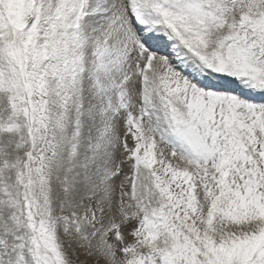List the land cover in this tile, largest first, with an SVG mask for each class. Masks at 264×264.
<instances>
[{"label":"snow or ice","instance_id":"obj_1","mask_svg":"<svg viewBox=\"0 0 264 264\" xmlns=\"http://www.w3.org/2000/svg\"><path fill=\"white\" fill-rule=\"evenodd\" d=\"M0 264H264V0H0Z\"/></svg>","mask_w":264,"mask_h":264}]
</instances>
